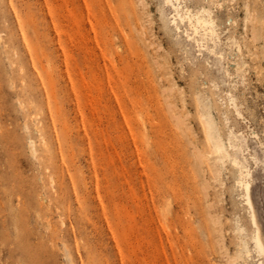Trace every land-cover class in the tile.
Listing matches in <instances>:
<instances>
[{
  "label": "rangeland",
  "instance_id": "rangeland-1",
  "mask_svg": "<svg viewBox=\"0 0 264 264\" xmlns=\"http://www.w3.org/2000/svg\"><path fill=\"white\" fill-rule=\"evenodd\" d=\"M89 1L0 0V264H234L201 115L246 138L264 238V0ZM204 9L218 40L181 21Z\"/></svg>",
  "mask_w": 264,
  "mask_h": 264
},
{
  "label": "bare ground",
  "instance_id": "bare-ground-1",
  "mask_svg": "<svg viewBox=\"0 0 264 264\" xmlns=\"http://www.w3.org/2000/svg\"><path fill=\"white\" fill-rule=\"evenodd\" d=\"M83 1H85V0H83ZM91 1H89V3H93L94 0L92 2ZM105 1H107V0H105ZM174 1H176V3H177L178 0H174ZM179 1H178V3H179ZM168 2L170 4V2H173V0H168ZM219 2H221V0H218V3ZM83 4H85V3H83ZM169 4H167V5H169ZM86 5L87 4H85V6ZM171 5H172V3H171ZM180 5H181V3H180ZM172 6L174 7V5H172ZM67 8H69V7H67ZM174 8H177V6ZM87 9H89V8L87 7ZM179 10H180V8H179ZM186 10H189V9L186 8ZM103 11H105V10H103ZM175 11L177 12V10H175ZM176 12H175V14H176ZM88 14H90V13H88ZM175 14H174V17H175ZM96 16L97 15H94V16H92V18L95 17L93 19H96L97 18ZM101 16H103V15H101ZM178 17L180 18L179 15H178ZM88 19H89V17H88ZM97 19H99L98 22L101 21L100 18H97ZM105 19H106V17H105ZM181 19L180 20L183 22L185 19L188 20V22H189L188 25L191 27V29H193V33H195L196 35H198L200 30L201 31L203 30L204 31L203 33H205L206 37L207 36L210 37L212 41L219 39L217 29L215 27L214 21H213L211 14H210V11L208 9H204V10L198 12V14H196V15H193L190 13V11L189 12L187 11L185 16L181 17ZM89 21H90L89 23L92 24L91 19ZM53 24H54V22H53ZM98 24L99 23H97V25ZM102 24H104V23H102ZM100 25H99V27H100ZM91 26H94V25H91ZM105 26H106V21H105ZM95 27H96V25H95ZM90 28H92V27H90ZM97 28L98 27H96V29ZM178 29H179V27H178ZM100 30H101V28H100ZM94 31L95 30H93V32ZM115 35H117V34H115ZM111 37H109V38L111 39ZM112 38L116 39V37H112ZM235 45H236V43H235ZM101 52H103V51H101ZM103 58H104V54H103ZM233 67H234L233 69H235L236 71L240 70V66L238 64H234ZM229 100H230L229 102H230L231 107L233 106L235 112L237 113L236 116L244 119V117L241 114V111L239 110V107L237 106V103L235 102L234 98L233 99L231 98ZM201 122H202V126H203L205 142L210 147L208 157H206V158L209 159L210 156L213 157L214 166L216 167L215 173L217 176L222 175V172L224 170H226L227 165H229L234 170L235 182L237 185V189L240 190L239 197L242 199V204H243L244 210L246 211V213L248 215L249 223L251 226V234L250 235L247 234V229L245 227H237V232L239 235V243H238L239 250L236 253V255H237L236 258L233 260L234 261L235 260H237V261L242 260L243 261V260L251 259V260H255L256 264H264V238L261 234L260 228H259L258 223H257V217H256L254 205H253L252 198H251V184H252L251 170L249 169V167L247 165L248 158L245 155V152L247 151V148L245 147V143L247 140L243 136L238 137L230 129H229L230 132L228 133V135L226 137H224L221 133V130L218 128L217 124L214 122V119H212V115L210 112L205 113V115L204 114L201 115ZM251 135H253L254 137L258 136V135H256L255 132H252ZM253 160L255 161L256 164L258 163L256 158L253 157ZM69 255H70V253H69ZM234 261H233V263H234ZM237 263L240 264V261ZM227 264H229V263H227ZM230 264H231V262H230Z\"/></svg>",
  "mask_w": 264,
  "mask_h": 264
}]
</instances>
